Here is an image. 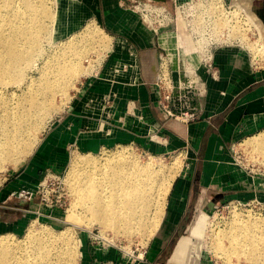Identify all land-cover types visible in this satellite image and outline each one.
Wrapping results in <instances>:
<instances>
[{
    "label": "crops",
    "instance_id": "0c3cea01",
    "mask_svg": "<svg viewBox=\"0 0 264 264\" xmlns=\"http://www.w3.org/2000/svg\"><path fill=\"white\" fill-rule=\"evenodd\" d=\"M56 7L70 31L95 21L112 46L48 129L29 169L45 153L52 154L54 169H62L67 147L72 146L86 152L119 144L164 155L182 151L184 165L171 183L160 223L137 264L197 260L206 220L218 202L248 200L259 189L264 198V181L233 164L230 154L232 144L264 129V66H252L242 49H216L218 77L200 68L203 95L189 100L200 107L199 117L189 123L165 119L150 86L157 50L137 16L123 8L121 0H57ZM120 64H126V70L116 72ZM79 257L77 264H105L118 258L112 248L97 246H85Z\"/></svg>",
    "mask_w": 264,
    "mask_h": 264
},
{
    "label": "bare ground",
    "instance_id": "6f19581e",
    "mask_svg": "<svg viewBox=\"0 0 264 264\" xmlns=\"http://www.w3.org/2000/svg\"><path fill=\"white\" fill-rule=\"evenodd\" d=\"M46 3V0L0 1V169L5 167L4 165L15 167L30 153L36 132H39L47 119L69 101L70 97L67 95L69 87L81 75L89 74L91 71L89 69H92L91 67L88 69L87 66L81 67L80 58L86 56L89 48L84 46L86 42L80 46L71 43L73 45L69 46L70 48L58 47L59 51L50 56L47 53L45 57L44 41L47 35L49 41L54 34V15ZM235 4L246 12V21L253 25L257 36L259 19L255 16L256 13L251 11V5L240 1ZM221 21L228 25L225 16ZM228 28L229 36L246 42L244 30L235 24L229 25ZM101 30L94 23L87 24L84 27L83 40L85 38L99 40ZM254 47L252 45L251 48ZM104 49L107 52L109 44ZM41 57L42 65L38 67L35 62ZM35 65L40 73L38 77L35 76L36 78L29 75ZM55 99L59 100L58 104L55 103ZM248 144L255 151H259L264 161V133L250 139ZM91 157L81 159L74 156L67 173L71 182L70 191L80 208V214L83 213L87 217L83 218L89 222L99 221L104 227L103 230L112 228L113 232L122 230L131 233L146 229L154 233L162 216L168 190L179 171L181 162L179 158L175 157L171 165L165 168V165H160L154 156L146 162H140L135 155L124 150L114 152L99 163ZM235 216L233 220L235 222L231 224V233L234 231L236 233L230 234L225 231L227 237L224 238L233 240V245L238 242L242 247L248 246L246 249L251 248L248 252H253L254 255L258 247L254 243L255 238L260 235L258 227L262 224L252 216L248 219L237 214ZM208 218L205 229L209 222ZM35 235L31 233L28 238L40 237ZM62 236V239L56 242L60 246L47 245L45 240L39 238L30 246V250L26 245L23 249V246L12 244L5 235H0V264H77L79 251L75 237L69 234ZM39 253L40 257L37 258ZM247 259L248 262L251 261V258Z\"/></svg>",
    "mask_w": 264,
    "mask_h": 264
},
{
    "label": "rangeland",
    "instance_id": "374dc122",
    "mask_svg": "<svg viewBox=\"0 0 264 264\" xmlns=\"http://www.w3.org/2000/svg\"><path fill=\"white\" fill-rule=\"evenodd\" d=\"M0 1L2 2L5 0ZM46 1V4L50 8V12L53 13L52 15H54V34L52 36L53 38H50V42L47 41L48 35L46 36V40L44 41V51L46 52H44L45 57L47 55L50 56L56 53L57 51H59V48H70L73 44H77L80 46V44L83 43L84 45V43L86 42V45L84 46L86 48L89 47L90 50L93 49V51H90L88 48L86 56H81V67L87 66L88 69L91 67L93 70L89 69L91 70L89 74L94 72L97 65L101 62L103 55L106 54L104 47L109 44V48L111 49L110 45L112 46V39L107 34H105L103 30H101L99 33V36L101 38L99 37V40H96L98 43L95 40H89L86 38L85 40H83L84 27L90 23H94L95 25H97V23L95 21L87 20L81 25L76 26L75 30L70 31L67 19H64L63 14L61 15V13L57 11V0ZM154 1L163 3L169 8H173L175 0ZM227 1L229 3L239 2V0ZM242 1L251 5V11L256 13V17H258L259 19L258 24L263 29L261 31L259 26L258 35L256 36L255 32L253 35H251V31L245 29L243 31V27H241L242 31L244 32V36L246 37V42H241L237 37L229 36V32L227 30L224 36L226 42L223 48L242 49L246 52L249 62L252 66H264V0ZM133 4L134 3L131 0H121V6L135 14L141 22L138 13L132 11L131 9ZM259 15H262L263 18H261V16ZM221 20L222 18L218 19L215 22V33H218V31L222 30L223 28H227ZM51 23H53V20ZM97 27H99V25ZM235 39H238L236 45L229 43L233 42V40ZM54 41L55 43H53ZM56 42L63 45H59ZM93 43L97 45H94ZM251 44L253 45V47H256L251 48ZM93 46L95 47V50ZM89 51L91 53H89ZM95 54L99 56H96ZM41 58H37L38 60L37 62H35L38 67H41L40 65H42L41 62L43 58ZM88 58H90V60ZM90 61L94 62L90 63ZM83 62L86 64H84ZM36 65L32 67L29 73V75L34 78L39 76V68ZM89 74L81 75L78 80H75V83H73V85L69 87V92L67 91V95L70 97L69 100L76 92V89L79 87L80 83L85 80V76ZM198 92L203 95V88H200ZM54 101L57 104L59 103L58 99H55ZM66 105L47 119L44 126L39 129L40 133L36 132V139L31 148V151L23 160H21L15 167L11 165H4L5 167L0 169V221L2 225V227L0 228V235H5L7 239L9 238L8 240L12 242V244L16 246L20 245L21 247L23 246L22 248L25 249L26 246L27 248H30V246H32L39 238L45 240V244L47 245H58L59 243L57 244L56 242L62 239V235L69 234L73 235L76 239L79 251L78 254L82 252V249H84L85 246H91L92 248L93 246H97L102 250L106 248H112L113 250H115L116 256H118V258L115 259L114 262L109 261L105 264H137L141 260L142 251L144 250V247L146 246L153 233L146 229H141L140 231L136 230L134 232L131 231V233L130 231L128 233L127 231L122 232V230L116 232V230L114 229L115 231L113 232L112 228H105V230H103L104 227L99 223V221L89 222V220H85L84 218L87 217L83 213L80 214V208L76 205V202L70 191L71 182H69L68 180L67 173L72 164V160L74 156L82 159L83 157H91L92 155L91 158H94L99 163L110 157L114 152L124 150L126 153H130L133 156L135 155V157L140 162H146L148 159L154 156V159L160 165H165L164 167L167 168L169 165H171L173 159L177 157L181 161L178 169L179 171L176 175L177 177L184 165L185 154L180 150L165 155L150 153L142 150L140 147L134 144H119L115 146L105 147L95 152H86L81 149H76L72 146L67 147V151L65 153L66 163L62 169L56 170L53 168L54 162L52 163V161L50 160L52 154L48 153L41 155L35 168L32 166V168L29 169V165L31 164L33 157H35V154H37L36 152L45 144L43 141L44 135L47 133L52 124L63 114ZM197 108L199 110L200 107ZM261 133H264V129L251 136H248L247 138H243V140H240L235 144H232L230 146V154L233 164L242 168L257 180L264 181L263 157L261 156L259 151H255V149H253L251 145L248 144V141L250 139L255 136H259ZM54 156L58 157V154ZM260 190L261 189H259L258 195H255L248 200L228 199L218 202L217 205L213 208L210 217L208 218L209 222L207 228L205 229L204 226L202 238L200 239L201 249L198 255V259L193 261L192 258L188 257L186 259V264H201V260L204 262L208 261V264H249L251 261L253 262V264H264V198L261 197L260 193H262V190ZM73 200L75 203L73 202ZM235 214H237V216H241L244 219H248L252 216L253 218H257L258 223L262 224L261 227L258 224L260 232L258 230L257 231L260 233V235L257 236L260 237L255 238L254 243L258 247L256 251L253 250L254 255L253 252H248V250L251 249H246L248 246L242 247L238 242L235 243L237 245H233V240H230L229 238L227 240L225 239L227 237L225 231L229 232L230 234L236 233V231L231 233V224L235 222L233 221L236 217ZM220 231L223 233H221ZM30 232L36 234V237H40H37L36 239L28 238V236L31 234ZM220 239H222V241ZM191 240L193 242L194 238H192ZM229 240L231 241L230 245H228ZM236 240L237 239L235 238V241ZM230 246L233 247L230 248ZM229 248H233L232 250L234 251H230ZM239 248L241 249V251ZM44 250L46 251V248H44ZM244 254L247 255V257H245ZM201 256H204L207 259H203L201 258ZM39 257L40 253L37 258ZM78 258H80L79 255ZM247 258H251V261L248 262L249 259ZM78 261L79 260H77V262ZM252 262L250 264H252Z\"/></svg>",
    "mask_w": 264,
    "mask_h": 264
},
{
    "label": "built area",
    "instance_id": "2783aa9c",
    "mask_svg": "<svg viewBox=\"0 0 264 264\" xmlns=\"http://www.w3.org/2000/svg\"><path fill=\"white\" fill-rule=\"evenodd\" d=\"M131 1L132 11L138 13L141 23L153 36L157 50L150 81L157 107L165 119L183 123L196 120L199 110L189 100L201 96L198 91L203 82L199 70L203 68L212 78L218 77L213 53L225 45L229 25L235 24L254 34L253 25L246 21V12L227 0H175L173 8L154 0ZM224 16L227 28L215 33V22ZM237 40L229 43L236 45ZM126 67V64L117 65L115 71Z\"/></svg>",
    "mask_w": 264,
    "mask_h": 264
},
{
    "label": "water",
    "instance_id": "95a60500",
    "mask_svg": "<svg viewBox=\"0 0 264 264\" xmlns=\"http://www.w3.org/2000/svg\"><path fill=\"white\" fill-rule=\"evenodd\" d=\"M259 16H261V18H263L262 15H259Z\"/></svg>",
    "mask_w": 264,
    "mask_h": 264
}]
</instances>
